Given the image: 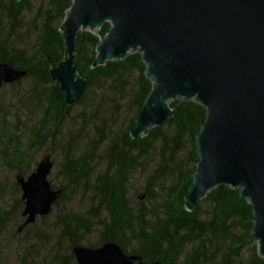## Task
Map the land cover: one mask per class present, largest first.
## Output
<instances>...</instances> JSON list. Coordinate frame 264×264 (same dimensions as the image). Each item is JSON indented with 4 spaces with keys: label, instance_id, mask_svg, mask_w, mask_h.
Instances as JSON below:
<instances>
[{
    "label": "trees",
    "instance_id": "obj_1",
    "mask_svg": "<svg viewBox=\"0 0 264 264\" xmlns=\"http://www.w3.org/2000/svg\"><path fill=\"white\" fill-rule=\"evenodd\" d=\"M70 3L71 0H38L33 9L31 0H0V63L26 71L19 80L1 89L30 81L27 96L44 104L40 120L30 127L34 142L40 146L47 140L45 136L54 142L77 105L88 111L85 114L82 110V116L93 121L95 130L82 153L75 156L70 155L72 150L65 151L53 176L59 175L61 182L55 184L49 179L51 187L61 189V193L48 214L61 203L69 207L78 196L76 205L58 215V237L66 238L68 245L66 253L55 254L52 264H77L72 253L74 245L98 247L105 242L118 243L125 253L139 255L143 261L158 260L162 264H238L249 247L248 264H264L257 244L249 238L251 205L240 197L238 188L220 184L200 198L193 209L185 206V194L198 161L195 136L205 119V107L192 99H172L168 103L172 116L147 133L131 135L151 81L137 51L92 66L97 42L109 29V22L95 31L77 33L73 64L87 83L75 103H65L64 93L50 79L49 68L65 58L60 24ZM27 24L37 26L32 32L33 46L15 45L14 38ZM101 87L106 91L99 92ZM109 108L112 111L108 117L117 123L114 127L106 122L105 110ZM121 113L122 117L127 114V119L119 123ZM6 145L14 150L16 138L9 136ZM185 147L188 149L183 158L180 155ZM5 163L15 169V177L27 173L7 159ZM148 168L141 192L144 198L138 199V193L135 200L134 195H129L130 184L137 173ZM14 186L21 191L16 178ZM157 188L162 190L161 196ZM158 197L161 199L157 201ZM22 208L20 196L11 208L0 211V237L14 213L19 225L23 222ZM35 221L20 232L18 225L13 234L33 231ZM92 234L96 235L93 243L89 240ZM21 260L26 264L25 255Z\"/></svg>",
    "mask_w": 264,
    "mask_h": 264
},
{
    "label": "water",
    "instance_id": "obj_2",
    "mask_svg": "<svg viewBox=\"0 0 264 264\" xmlns=\"http://www.w3.org/2000/svg\"><path fill=\"white\" fill-rule=\"evenodd\" d=\"M104 22L110 26L97 42L92 66L137 51L151 81L131 135L147 133L172 116V99L205 107L185 206L193 209L220 184L238 188L253 211L249 238L264 258V0H71L60 24L65 58L49 68L67 105L87 83L73 64L77 33ZM25 73L0 63V89ZM53 164L46 153L29 174L16 175L23 201L18 232L48 215L61 193L48 179ZM72 253L77 264H162L125 253L115 242L77 244Z\"/></svg>",
    "mask_w": 264,
    "mask_h": 264
},
{
    "label": "rangeland",
    "instance_id": "obj_3",
    "mask_svg": "<svg viewBox=\"0 0 264 264\" xmlns=\"http://www.w3.org/2000/svg\"><path fill=\"white\" fill-rule=\"evenodd\" d=\"M37 2L38 0H31L33 9L36 7ZM36 29L37 26L35 25L27 24L23 26L14 38L15 45L32 47L35 40V34L32 32ZM95 30L91 29L90 31ZM30 86L29 80H22L19 84L13 86H4L0 93V211L11 208L17 197L21 196V191L14 186L15 169L7 165L5 159L15 166L21 167L24 172H27L25 173L26 175L34 170L36 163L44 154L50 153L54 164L48 179L58 184L61 182V177L56 175L53 178V176L60 167L65 151L70 152L72 150L70 155L72 153L75 156L79 155L85 150L90 138L95 135L93 121L86 115L82 116L81 112L84 107L77 105L71 110L70 116L65 119L64 124L60 127L54 142L45 136L47 140L39 146V143L34 142L30 127L40 120L44 104L42 105L41 102L35 99H29L27 95L30 92ZM105 91L106 88L101 87L99 89V92ZM84 111L85 114H88V111ZM110 111H112L110 108L105 110L106 122L108 126L114 127L117 123L112 116L108 117ZM126 119L127 114L123 117L122 113L119 115V123L125 122ZM12 135L17 142L14 150L6 145L8 137ZM187 149L185 147L180 155L181 157H185ZM155 159L156 157L153 155L152 160ZM100 163L98 160L97 168H100ZM149 171L150 169L148 168L143 172L137 173L130 184L129 195H134L133 198L135 200L137 199L136 195L143 192L145 177ZM156 190L158 195L161 196L162 190H159V188ZM77 198L78 196L74 198L69 207L77 204ZM159 198L161 199V197H158L157 201L160 200ZM69 207L61 203L57 210L53 209L50 214L46 215L44 221L36 219L33 231L26 234L21 232L17 236L13 232L19 225V219L14 213L0 237V264H22L21 257L23 255L26 257V264H52L55 254L66 253L68 241L66 238L59 239L58 237V215L60 216L62 212L68 211ZM16 208L14 210H17ZM33 232H36L37 235ZM95 236L92 234L89 237L90 242H95ZM249 254L250 248L247 247L237 263L248 264Z\"/></svg>",
    "mask_w": 264,
    "mask_h": 264
}]
</instances>
